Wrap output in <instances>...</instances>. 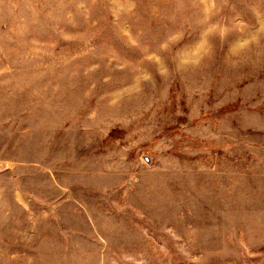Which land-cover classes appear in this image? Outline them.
I'll use <instances>...</instances> for the list:
<instances>
[{
    "label": "rangeland",
    "instance_id": "374dc122",
    "mask_svg": "<svg viewBox=\"0 0 264 264\" xmlns=\"http://www.w3.org/2000/svg\"><path fill=\"white\" fill-rule=\"evenodd\" d=\"M0 264H264V0H0Z\"/></svg>",
    "mask_w": 264,
    "mask_h": 264
}]
</instances>
